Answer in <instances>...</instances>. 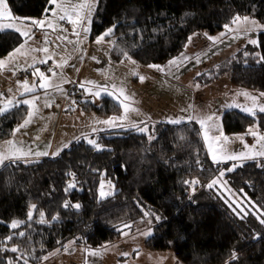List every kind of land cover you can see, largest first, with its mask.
I'll list each match as a JSON object with an SVG mask.
<instances>
[{"label": "trees", "instance_id": "1", "mask_svg": "<svg viewBox=\"0 0 264 264\" xmlns=\"http://www.w3.org/2000/svg\"><path fill=\"white\" fill-rule=\"evenodd\" d=\"M6 3L15 17L26 21L51 7L48 0ZM236 16H251L264 24V0H99L91 38L115 26L105 38L114 43L113 62L126 59L127 52L138 64L161 65L178 57L193 35L220 33ZM22 42L16 31L0 32V57ZM226 74L235 87L264 92V31L257 34L256 45H245L195 81L207 85ZM78 108L100 117L121 112L119 103L109 97L97 105L81 101ZM27 113L25 105H18L0 115V141L11 137ZM221 124L226 134L244 133L253 126L264 132V113L250 116L227 110ZM96 142L100 150L77 141L57 156L0 167V249H19L0 251V264L9 260L24 264L25 259L27 264H41L50 253L71 244L100 248L120 240L125 225L134 232L147 221L153 235L146 248L171 251L180 264H264V227L253 217L240 218L206 187L233 165L210 160L195 122L156 124L150 134L136 129L104 132ZM237 165L242 166L225 177L254 203L264 220V159ZM102 177L116 192L100 199ZM192 180L199 183H185ZM69 183L75 187L66 191ZM77 204L79 208L72 207ZM31 205L36 207L29 220ZM14 220L24 223L12 229Z\"/></svg>", "mask_w": 264, "mask_h": 264}, {"label": "rangeland", "instance_id": "2", "mask_svg": "<svg viewBox=\"0 0 264 264\" xmlns=\"http://www.w3.org/2000/svg\"><path fill=\"white\" fill-rule=\"evenodd\" d=\"M240 17H244V16H240ZM248 17L251 20L256 21V23L261 25L262 27L257 28L255 31L247 33V35H244L243 33L237 35L236 31L229 32L226 28H224L223 32L225 33V35L223 37H221L217 42L213 43L209 49L201 53L199 56H197L196 58L190 61H187L180 68L172 72L171 74L172 76H170L169 78H166V76L161 75V73L157 72L154 68L150 69L149 67L138 65L136 62L131 63L130 61H128L129 63H119L118 65H113V63L109 59V56H107V52L105 50V46H107L108 44L107 39H105V42L101 43L103 50L94 53L95 46L97 44L95 43L96 42L95 41L92 45V49L88 52L87 42H89L90 39L86 40L84 38L85 34L81 30L80 40L82 42L78 44L75 43L72 48L66 47L67 49L66 54L67 55L69 54L68 56L72 57L71 60H64L59 55V53H61L60 51L62 48L60 46V40L58 38L55 40L53 44L54 46L53 49H50L48 53H46L48 56L56 58L57 62L60 61V63H63L64 61H67V63H64L62 74L60 75L59 73H57L56 76L52 77L51 81L53 84H59L61 88L64 79V74H66V77L72 80L71 81L72 84H77L78 89L81 88L79 86L80 83L85 81H93L95 82L96 85L107 87L109 91L118 92V89L120 87H123L125 93L132 97L134 101L132 107L137 109V111L130 112L128 114V119L126 121L121 122L117 120L116 123L117 124L123 123L125 125L124 127L127 126L129 127V125L133 122L136 123L139 127H144L146 124L148 127V132L144 134H150L153 125L172 124L168 122L170 118L179 119L181 117H184L185 119L182 122L184 123V122H190L187 120V117L190 115L205 116L209 114H215V116L218 117V120L216 121V123L218 124V122L221 123L222 115L225 112L224 110L227 109H235L244 114L250 115L242 111L241 107L243 106L251 107L252 106L251 101L243 95H238V93H242V92L249 93L257 97L258 104H264V96L260 95L261 93L264 92L233 86L230 82L229 74L225 75L221 79V81L213 85L211 84L200 85L199 83L196 84L193 82V78L195 75L197 76L198 73L201 74L204 73L205 71H208L216 67L218 64H220L222 61L235 54L245 45L247 44L256 45L250 43L249 41L250 40L257 41V34L264 31V24H261L254 17L251 16ZM229 26L232 29H236L237 27L233 23H231ZM56 33L58 36H60L61 31L58 30L56 31ZM73 37H74L73 41H77V37L75 35H73ZM110 44H112V42H110ZM44 54L45 53L42 52L41 56H44ZM93 57H95L96 59H93ZM95 63H97V66L95 65ZM48 65L49 64H45L42 66L48 67ZM49 66L50 67L46 69L54 68L52 67V64H50ZM39 70L41 69L39 68ZM133 72H135L136 75H133ZM141 76L144 77L143 81L140 80ZM90 86L91 85L85 84V87L81 89L85 90V88H91ZM113 86H115V88H113ZM230 89L234 91L229 93L228 91ZM93 91H101V89H93ZM101 93L104 95H108L103 91H101ZM69 101L74 103L72 100ZM233 103L238 104L241 107H227V105H231ZM256 113H259V111L256 110ZM122 114H123V109L121 108L120 114L115 117H119ZM39 117H43V113L40 111H38L36 115L31 117V122L26 127L19 128L18 135L23 137L24 141H28V139L25 136L27 135V132H29L33 124L39 119ZM46 121L47 123L50 122V120H46ZM142 121L144 123H141ZM192 121H196V120H192ZM198 125L200 128L199 123ZM252 128L255 127H251V129ZM63 130H64V125L62 122L58 130V141L61 139V134L63 133ZM49 132H50L49 124H47L44 128L41 129V133H40L41 146H43V144L46 142ZM137 132L143 133L140 131ZM229 135H231V137H228L229 138L228 142L226 144H223V146L227 149L229 153L247 152L248 149L245 148V145H248L250 147L256 143V138L249 134L246 135V133H237V134H229ZM248 136H249V140H247L246 138ZM239 137H242L243 140L241 141ZM219 146L220 145H218V147ZM226 174L227 171L225 170V175ZM223 180L227 181L225 176L223 177ZM102 181L104 183L103 191L105 193L110 192L114 194L116 192L114 185L112 183H109V181H107L104 177H102L98 189V198L100 199H103L100 196V192L102 190L101 189ZM226 188L231 189V192L234 194V196L231 199L228 198V193L225 191V186L218 184L213 188V190L217 194H219L225 202L227 200L226 204L231 208V210L236 208V205L232 204L231 202L232 199H235L237 201H242L244 207L249 213L248 215L244 216L243 219L248 220L249 218L253 217L256 224L260 225L261 227H264V223H261L262 220L261 212L254 205V203L251 202L248 199V197L244 195V193L234 190L229 185L228 181L226 184ZM108 196L110 195H106L105 197ZM30 211L33 212V209L30 208ZM234 212L238 213L239 209H236ZM242 215L243 213H240L239 217L241 218ZM150 226H151L150 222L147 221L141 228L136 229L134 231L135 232L134 238L131 240L128 239L129 237L128 234H130L132 230L128 227H122L121 234L122 233H127V234L126 235L122 234L120 242L123 243L121 246L122 247L125 246L124 248H126V246L130 244L129 242H132L139 247L143 246L144 242L153 235V230ZM149 230L151 231L150 235L144 236L141 234L148 232ZM81 250L83 249H81L79 245L71 244L68 247L67 251L65 250L53 251L47 256V259H44V261L41 264H81L82 263ZM168 252L173 254L171 251ZM106 262L107 264H112L113 263L112 257L106 258Z\"/></svg>", "mask_w": 264, "mask_h": 264}, {"label": "crops", "instance_id": "3", "mask_svg": "<svg viewBox=\"0 0 264 264\" xmlns=\"http://www.w3.org/2000/svg\"><path fill=\"white\" fill-rule=\"evenodd\" d=\"M54 7L55 5H51L50 9H53ZM94 13H93V16H94ZM93 16H92V19H93ZM45 17L52 18L51 11H48L46 14H44L41 17L33 18V19H45ZM21 20H24V19H21ZM31 20L32 19H29L27 21L24 20V21L25 23L30 24ZM58 23L64 29L63 31H61L59 28L56 30V31L58 30L61 31L60 36L57 35L56 31H53L51 28H48L47 26H45L43 29L32 26L31 35L33 36V39L27 42V44L25 45V51H28L30 49H39L42 47H47L50 50V49H53L54 47L53 44L55 40L57 39V37H67V40L59 39L60 46L62 48L60 51L61 53H59V55L64 60H71L72 57L68 56L69 54L68 55L66 54L67 53L66 47L72 48L75 44V43H68V41L74 40L73 34L71 32L72 25L68 23L67 21H58ZM4 31H15V30L8 29ZM0 32H3V31H0ZM222 33L224 32L222 31L213 36H205L204 34L193 35L191 37V41L188 40L184 48V51L178 56V57H181V55L183 54V56H186L188 58V59L182 60L179 67H172L171 69L166 68L165 71H157L155 68L154 69L157 72H160L161 75H164L166 76V78H169L170 76H172L171 75L172 72L180 68L187 61H190L196 58L201 53L209 49L213 43L217 42L221 37L225 35V33L224 35H221ZM46 35L48 39L47 44H45ZM209 37H218L219 39L213 42L212 40L209 39ZM25 39L26 38L23 37L22 43H24ZM85 39L86 40L90 39V41L87 42V49L89 52L92 49L93 43L96 41L95 39H97V38H94V39L91 38V26H90L89 33H87V38ZM107 40H108L107 42L108 44L107 46H105V50L107 52V56H109V59L111 60L110 53L114 46V43L109 39ZM110 42H112V44H110ZM14 50H12L9 53H12ZM101 50H103L102 44H96L94 53L101 51ZM9 53L3 57H0V60L5 61V67L0 68V93L3 94L2 96H0V107L4 105L7 99H13L15 102V101H22L24 99H31L32 96H37L40 99L36 101V107L38 108V111L43 113V117H39L38 119L39 121L37 120L31 127L29 132H27L28 136L26 135L25 137L28 139V141H24L23 137L18 135L19 131H16L15 134L13 135L12 133L11 137L8 138L7 140L0 141V150H2V147L5 145V141L12 140L16 143L18 147H22L25 151L31 150V154L29 156L24 157L22 160H19V161L30 162V161H35V160H39L42 158L57 156L63 150L67 149L74 142H77V141L88 142L87 141L88 139L96 140L97 135L100 133L132 129V127H128V126L127 127H109L108 125L97 123V121L107 120L115 116L100 117L91 112H83L78 108V104H74L70 101H67L68 100L67 99L68 89H69V86L72 84L71 82L72 80L66 77V74H64L63 83L61 85V89L63 91H58L55 88H49L45 90L37 86L35 92L26 93L25 95L21 96L20 93L23 91V88L20 86V84L23 81L27 80L30 85L32 84L33 81H35L37 85L39 84V81H40L39 76L33 75V72L35 71V69L40 68L41 69L40 72H43L45 76L52 79L53 77L52 72H50L49 69H46V68H49L50 67L49 65L52 64V67H54L53 70L56 73H59L61 75L63 72V67L56 68L54 64L60 63V61L57 62L56 58H53V57H51V60L48 59V55L46 53L44 54V56H41L42 52H30L29 55L17 56L15 60H12L10 62H9ZM41 60H47V62L40 63ZM128 61L129 60L127 58L120 62H113L111 60L113 65H118L119 63H129ZM168 62L161 64L159 66L166 67L168 65ZM45 64H49L48 67L42 66ZM95 65L97 66V63H95ZM138 65H141V64H138ZM143 66L149 67V65L147 66L143 65ZM150 69H153V68H150ZM197 76L195 75L193 78V82L196 84L197 82L195 81V78ZM223 77L207 85L216 84L219 81H221ZM80 90L83 92V95H84L83 101H90L94 105L99 104V101L102 97H109L113 99V97L104 95L102 93L99 97H96L92 95L90 92H86L84 89L80 88ZM233 91L234 90L230 89L228 92L230 93ZM46 101L51 103L50 107H45ZM18 105H25V104L21 103ZM25 106L27 107L28 113H29V110H30L29 105H25ZM8 107H9L8 111H10L15 106L9 105ZM227 110H231V109H227ZM227 110H224V111H227ZM8 111L0 115H3L7 113ZM28 113L25 119L29 118ZM25 119L18 126H16L14 130L18 129L19 126L24 123ZM46 120H50V122L47 123ZM62 122L64 125V130H63V133L61 134V139L58 141V130ZM192 122H195L198 125L197 121H192ZM47 124H49L50 132H49V135L47 136L46 142L43 144V146H41L40 145L41 129L44 128ZM218 124L223 134L227 137H231V135L226 134L223 131L222 124L220 122H218ZM253 127H255V128H252L254 131H257L259 134L264 135V132H261L256 126H253ZM94 128L96 129L95 132L93 131ZM244 133L248 135V130L245 131ZM215 134L219 135V132H215ZM85 137H87V139ZM246 138L247 140H249V136ZM65 145H68V147H64ZM204 145H205V142H204ZM205 148L208 153L206 145H205ZM36 152H48L49 155L36 156L35 155ZM52 153H58V154L52 155ZM208 156L210 160L212 161L209 153H208ZM261 158L264 159V157H258L256 159H261ZM246 161H250V160H240V161L227 160L221 163L229 162L232 165H237V164H240ZM8 162H11V161H8ZM8 162H5V164ZM128 235H129L128 239L131 240L134 238L135 232H131ZM122 243L123 242H120V240H118L115 243H112V244H109V245H106L100 248H96V249H92V248L79 245V247L83 249L81 250L82 251V263L81 264H107L106 258L108 257H112L113 259L112 264H180L177 261L176 257L174 256V254H171L168 251H151L147 249L145 246L146 241L144 242V245L140 247L132 242H129L130 244L126 246V248H124L125 246L124 247L121 246ZM97 250L100 251V255L93 256L89 254V251H97ZM122 253H127L128 255L125 256V255H122Z\"/></svg>", "mask_w": 264, "mask_h": 264}, {"label": "snow or ice", "instance_id": "4", "mask_svg": "<svg viewBox=\"0 0 264 264\" xmlns=\"http://www.w3.org/2000/svg\"><path fill=\"white\" fill-rule=\"evenodd\" d=\"M49 4L55 5L53 9H46L45 11H51L52 18L45 17V19H32L30 21V24L25 23L24 20H21L20 18L14 17L11 12L9 11L8 4L6 3V0H0V31L13 29L16 32L20 34V36L26 38L24 43H22L19 47H17L12 53H9V62L12 60H15L17 56H27L30 52H43L48 53L49 49L47 47H42L39 49H30L28 51H25V45L29 40L33 39V36L31 35L32 26L38 27L43 29L45 26L48 28H51L53 31H56L58 28L63 31L64 29L60 26L58 21H67L72 25V34L77 37V41H68V43H80L82 42L80 40L81 30L85 34L84 38H87V33L90 31V25L92 22V16L93 13L97 9V3L98 0H48ZM232 23L235 24L237 27L236 29H232L229 25H225V28L231 32L236 31L237 35L240 33H243L244 35H247V33L255 31L257 28L262 27L261 25L257 24L256 21L251 20L248 16L240 17L236 16L233 18ZM115 26L108 28L102 35L98 36L96 39L97 44H101L105 42V38L112 35L114 31ZM221 35H224L222 33ZM58 39H64L67 40V37H57ZM210 40L215 42L218 40V37H209ZM189 41H191V37L189 38ZM252 44H256V40H250L249 41ZM48 43L47 35L45 37V44ZM123 55L131 62L135 63V61L131 60V57L128 55L127 52H124ZM247 55V53L245 54ZM48 59H51V56H48ZM93 59H96L93 57ZM188 59L186 56L181 55V57L174 58L168 62V65L166 67L159 66V65H149L150 68H155L157 71H165L167 69H171L172 67H179L182 60ZM47 60H41L40 63H46ZM64 63H67V61H64L63 63H55L54 66L56 68H60L64 66ZM5 67V61L0 60V68ZM31 67V65H30ZM50 72H52L53 76H56L57 73L53 69H49ZM34 76H39L40 81L39 84L35 81L32 82L30 85L27 80L23 81L20 86L23 88V91L20 93L21 96L25 95L26 93H33L35 92L37 86L41 89H49V88H55L58 91H63L60 88L59 84H53L51 79L43 72H40V70L37 68L33 72ZM133 75H136L135 72H133ZM199 75V73H198ZM144 77H140V80L143 81ZM67 82V81H65ZM20 83V82H18ZM85 84L91 85V88H85L86 92H90L92 95L99 97L101 95V91L107 93L109 96H112L113 99L117 100L120 107L123 109V114L119 117H111L107 120L103 121H97V123L108 125L109 127H124L125 125L123 123L117 124L116 121L119 120L121 122L126 121L128 119V114L130 112H135L137 109L132 107V104L134 103L131 96L127 95L125 93V90L123 87H120L118 89V92L116 91H109L107 87H103L100 85H96L93 81H85L80 83V87L84 88ZM115 88V86H113ZM93 89H101V91H93ZM3 94L0 93V96ZM238 95H243L247 99L251 101V107L243 106L241 107L238 104H231L227 105V107H241V110L250 114L255 115L256 110L259 112L264 113V104H258L257 97L246 93H238ZM261 96H264V93L260 94ZM40 98L37 96H32L31 99H24L22 101H15L13 99H7L2 107H0V114L6 112L9 110V105L17 106L18 104H25L29 105L30 111L28 113V119H25L24 123L19 126V128L26 127L31 122V117L36 115L38 112V108L36 107V101ZM75 103V102H74ZM51 103L47 102L45 103V107H50ZM191 107V106H190ZM184 117H181L179 119H169V123L172 124H180L184 121ZM188 121L196 120L200 124L201 128V135L205 142V145L207 147L208 153L211 156L212 162L214 164L221 163L223 161L227 160H233V161H240V160H254L258 157H264V135L259 134L257 131H254L253 129L248 130V134L252 135L256 138V143L252 146L245 145V148L248 149L247 152H240V153H229L227 149L223 146V144H226L228 142V137L225 136L220 129L219 124L216 123L218 120V117L215 116V114H209L205 116H188ZM141 123H144L143 121ZM129 127L135 128L137 131L147 133L148 127L145 124L144 127H139L136 123H131ZM19 128L14 130L13 135L16 131H19ZM93 131L95 132L96 129L94 128ZM219 132V135H215L213 133ZM87 139V137H85ZM154 137L149 136V139H153ZM241 141L243 140L242 137H239ZM88 143L93 145L97 148V150H100V146L97 144L96 140L94 139H88ZM218 145H220L218 147ZM64 147H68V145H65ZM31 154V150L25 151L22 147H18L16 143L12 140L5 141V145L2 147V150H0V166L4 165L5 162L11 161H19L22 160L24 157H27ZM58 153H52V155H57ZM36 156H46L49 155L48 152H36ZM242 166V165H233L232 167H229L226 169L227 172H232L235 170V167ZM264 167V165H261ZM225 176V170H221L219 172V176L212 179L206 187L209 189H213L218 184L225 186V191L228 193V198L231 199L234 194L231 192V189L226 188L227 181L223 180V177ZM110 183V182H109ZM186 184L190 185H196L199 183L198 180H192V181H185ZM75 187L73 183H69L68 188L69 190L71 188ZM104 183L101 182V192L100 196L101 198H104L106 195H111L112 193H105L103 191ZM195 189H193L194 191ZM242 191V190H241ZM227 202V200H226ZM232 204L236 205V208L233 209L234 211L236 209H239V212L237 213L240 215V213H243L241 218L243 219L244 216L248 215V211L244 207V204L242 201H237L235 199H232ZM67 207V203L65 204ZM231 206V205H230ZM35 205H31L32 209H35ZM72 207L79 208L80 206L72 205ZM149 215V213H145V216ZM40 216L43 218L44 213L40 212ZM33 218V214L31 211L28 213V219L31 220ZM259 218V217H258ZM53 220L57 219V217H53ZM157 220L160 219V217L156 218ZM40 222H43L41 220ZM24 223V221H12L10 227L12 229H17L20 224ZM261 223H264V220H261ZM124 227H131L130 225H125ZM126 235L127 233H122ZM144 236H148L151 234V231L141 233ZM20 236H24L23 232L19 233ZM8 240H11L12 237H7ZM10 250L12 252H18L19 249L17 247H11L10 249H0V251H7ZM67 246L65 247V251H67ZM90 255L98 256L100 255V251H89ZM122 255H128L127 253H122ZM235 253H233V259H235ZM17 259H21V257H17ZM44 259H47L45 257ZM8 264H12V261L9 260ZM24 264H27V260H24Z\"/></svg>", "mask_w": 264, "mask_h": 264}, {"label": "built area", "instance_id": "5", "mask_svg": "<svg viewBox=\"0 0 264 264\" xmlns=\"http://www.w3.org/2000/svg\"><path fill=\"white\" fill-rule=\"evenodd\" d=\"M83 97V92L77 88V84L69 86L67 101L72 100L75 104H78L81 100L83 101Z\"/></svg>", "mask_w": 264, "mask_h": 264}]
</instances>
